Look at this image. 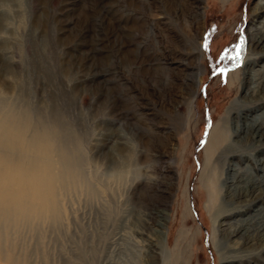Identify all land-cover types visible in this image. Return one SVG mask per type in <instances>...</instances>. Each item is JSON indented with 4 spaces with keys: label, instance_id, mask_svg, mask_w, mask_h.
Here are the masks:
<instances>
[{
    "label": "rangeland",
    "instance_id": "1",
    "mask_svg": "<svg viewBox=\"0 0 264 264\" xmlns=\"http://www.w3.org/2000/svg\"><path fill=\"white\" fill-rule=\"evenodd\" d=\"M249 28L264 29V0H0V116L48 130L77 175L58 218L0 221V264H221L212 219L226 224L218 250L241 245L231 264H264V236L229 235L264 198L236 216L225 184L264 160V139L235 132L264 121L252 92L264 46L247 56ZM242 39L240 66L214 74ZM216 123L224 141L200 178Z\"/></svg>",
    "mask_w": 264,
    "mask_h": 264
},
{
    "label": "bare ground",
    "instance_id": "2",
    "mask_svg": "<svg viewBox=\"0 0 264 264\" xmlns=\"http://www.w3.org/2000/svg\"><path fill=\"white\" fill-rule=\"evenodd\" d=\"M247 33L249 34L247 56H251L264 46V29L249 28ZM251 61L253 58L248 57L246 64ZM236 76V72L230 73L229 81H232L233 77ZM252 83V92H264V73L254 77ZM30 123V118L17 114L14 116V114L6 113L0 116V221L6 223L32 219L33 217L58 218L60 213L58 190L75 183L73 180L77 176L72 164L74 162L72 153L65 147L62 148L60 155L54 153V141H52L48 130L38 128L37 131L28 135ZM235 132L244 133L251 141H261L264 139V121L254 118L245 125H238ZM208 134L203 150L206 159L203 158L200 178L206 171L209 159L220 147L225 137L218 123L213 125ZM253 162V168L244 170L239 167L232 168L230 170L232 171L231 176L225 181V184L228 183L226 196L236 204L231 211L236 216L243 214L236 207L246 204L249 208L251 203L264 198V160L255 158ZM207 190V197L209 198L205 207L211 209L214 195L212 180L209 181ZM263 211L264 208L260 207L257 213H252V215L248 213L245 217L247 222L232 232L230 231L229 235L241 233L245 236L247 233L245 237H242L245 243L258 235L263 237L264 220H260L258 224L255 220V217L264 213ZM187 214H189L188 211ZM212 220L214 221H210L211 243L215 246L221 264H231L232 258L225 253L228 252L229 254L230 248L237 249L241 245L234 243L232 244L234 247L221 246L223 251L220 247L218 250L216 236L219 234V228L226 224L223 220L220 221L222 223H216L215 219ZM196 231L198 228L195 229Z\"/></svg>",
    "mask_w": 264,
    "mask_h": 264
},
{
    "label": "snow or ice",
    "instance_id": "3",
    "mask_svg": "<svg viewBox=\"0 0 264 264\" xmlns=\"http://www.w3.org/2000/svg\"><path fill=\"white\" fill-rule=\"evenodd\" d=\"M244 44L245 41L242 39L240 43L238 45H235L233 48L225 49V51L221 54L220 60L221 62L232 61V66L231 68L225 67L218 70L216 68H213V73L216 74L218 71L220 74L226 76L229 71H234L236 68H238L242 61L241 53L244 51ZM203 47L207 50L209 47L208 43L205 42Z\"/></svg>",
    "mask_w": 264,
    "mask_h": 264
},
{
    "label": "water",
    "instance_id": "4",
    "mask_svg": "<svg viewBox=\"0 0 264 264\" xmlns=\"http://www.w3.org/2000/svg\"><path fill=\"white\" fill-rule=\"evenodd\" d=\"M206 136H207V134H206V132H204V139L206 138Z\"/></svg>",
    "mask_w": 264,
    "mask_h": 264
}]
</instances>
